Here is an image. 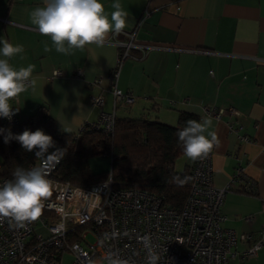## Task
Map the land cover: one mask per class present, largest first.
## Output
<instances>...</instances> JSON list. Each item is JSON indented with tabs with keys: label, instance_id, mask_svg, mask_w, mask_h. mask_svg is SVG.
<instances>
[{
	"label": "crops",
	"instance_id": "obj_1",
	"mask_svg": "<svg viewBox=\"0 0 264 264\" xmlns=\"http://www.w3.org/2000/svg\"><path fill=\"white\" fill-rule=\"evenodd\" d=\"M101 2L108 13L114 11V0ZM119 2L128 14L120 34L110 36L104 47L86 45L64 55L31 23L29 13L43 6V0H0V37L24 48L9 63L16 69L34 65L37 78L35 92L29 89L9 103L20 121L46 105L59 130L77 133L94 122L101 109L113 108L108 74L119 45L131 41L158 46L131 47L121 62L116 85L135 99L116 103L115 115L156 117L173 124L178 112L186 110L199 115V121L209 118V131L219 141L212 149L213 183L224 186L238 167L242 171L225 194L223 226L248 235L239 242L240 250L261 240L255 256L259 255L264 250V0ZM146 7L149 12L139 23ZM45 45L52 50L46 52ZM77 69L83 71L80 76H75ZM99 93L104 97L102 108L90 103V96ZM203 107L225 112L217 118ZM229 107L238 115L229 113ZM229 121L241 124L239 132L229 129ZM180 158L183 166L192 167L193 160ZM257 264H264L262 258Z\"/></svg>",
	"mask_w": 264,
	"mask_h": 264
},
{
	"label": "built area",
	"instance_id": "obj_2",
	"mask_svg": "<svg viewBox=\"0 0 264 264\" xmlns=\"http://www.w3.org/2000/svg\"><path fill=\"white\" fill-rule=\"evenodd\" d=\"M148 10L146 7L139 23ZM127 34L132 40L133 33ZM119 47L117 61L108 74L112 80L113 108L110 111L101 109L97 119L85 123L79 132L86 128L112 133L116 103H131L135 99L130 91L116 85L121 62L130 55L131 47L146 50L158 46L130 41ZM82 72L77 69L75 76ZM54 74H60L59 70ZM90 103L102 108L103 95H91ZM227 111L238 115L233 107ZM203 112L219 118L225 109L203 107ZM0 120L5 130L17 132V113L10 120ZM228 124L235 132L242 127L235 121ZM238 138L246 139L242 135ZM56 161L54 156L47 160L37 158L30 166L47 163V178L51 181L52 195L43 202L40 218L24 227L9 218L0 220V264H61L66 250L73 256L68 264H233L234 261L244 264L262 245L258 240L240 250L239 242L248 235L223 226L221 210L225 194L242 171L238 167L228 184L215 185L212 150L206 157L194 161L189 193L180 208L163 204L160 196L145 189L113 187L110 175L105 181L87 187L71 185L53 177L61 159ZM8 180L10 178L1 177L0 186ZM38 224L48 229L46 236L37 231ZM79 226L82 230L77 239L71 240ZM87 235L92 236V242L86 239Z\"/></svg>",
	"mask_w": 264,
	"mask_h": 264
},
{
	"label": "clouds",
	"instance_id": "obj_3",
	"mask_svg": "<svg viewBox=\"0 0 264 264\" xmlns=\"http://www.w3.org/2000/svg\"><path fill=\"white\" fill-rule=\"evenodd\" d=\"M114 9L108 13L101 0H43V6L35 7L29 17L38 32L50 38L56 52L70 55L75 49L86 45L104 47L110 36L120 34L127 26V12L119 0L111 4ZM52 49L45 45V49ZM24 51L23 45H13L0 37V118L11 119L18 110L9 101L20 93L31 89L36 91L37 78L33 76L34 65L14 68L9 60ZM212 121L204 117L197 121L189 119L178 132V140L183 146L184 155L195 161L206 157L214 146H219L217 135L209 131ZM7 133L4 135V133ZM4 142H19L27 152L47 160L49 157L63 159V149L55 147L51 135L43 130H24L13 134L0 129ZM55 149L54 151H49ZM47 163L32 168L17 166L12 179L0 186V220L9 218L20 227L40 218L44 201L52 195ZM115 264V262H114Z\"/></svg>",
	"mask_w": 264,
	"mask_h": 264
},
{
	"label": "trees",
	"instance_id": "obj_4",
	"mask_svg": "<svg viewBox=\"0 0 264 264\" xmlns=\"http://www.w3.org/2000/svg\"><path fill=\"white\" fill-rule=\"evenodd\" d=\"M189 119L199 121V115L180 110L177 122L173 124L156 117L115 115L112 133L86 128L73 133L59 130L47 106L40 105L27 120H19L15 134L26 129H41L52 136L55 147L65 153L53 173L55 178L87 187L105 181L110 175L113 187L145 189L160 196L163 204L180 208L189 193L191 166L175 169L176 158L184 155L177 134ZM0 129H4L1 120ZM4 135H0V178L12 179L17 166L30 168L37 157L15 140L5 143ZM96 156H108L109 170L97 172L91 169L90 159ZM81 230L82 226L77 227L71 240H76Z\"/></svg>",
	"mask_w": 264,
	"mask_h": 264
},
{
	"label": "rangeland",
	"instance_id": "obj_5",
	"mask_svg": "<svg viewBox=\"0 0 264 264\" xmlns=\"http://www.w3.org/2000/svg\"><path fill=\"white\" fill-rule=\"evenodd\" d=\"M90 166L94 171H97V172L102 171V170H109L110 161H109V158L106 156H96V157L91 158ZM182 168H183L182 160L180 157H178L175 160V169L181 170ZM37 231L42 233L44 236H46L48 234V229L44 226H41V224H38ZM86 239L89 242L93 241V238L91 235H87ZM263 251L264 250H262L260 252V254L257 256L249 257L248 259H246L244 261L245 264H257L258 261L260 260V258H262V260L264 261V252ZM261 253H262V255H261ZM72 258H73V256H72V253L70 251H67V250L64 251V253L62 255V259H61V264H68L72 260ZM233 264H237V261H234Z\"/></svg>",
	"mask_w": 264,
	"mask_h": 264
}]
</instances>
